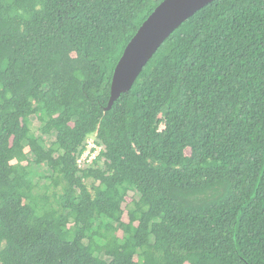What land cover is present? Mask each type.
Instances as JSON below:
<instances>
[{"label": "trees", "instance_id": "1", "mask_svg": "<svg viewBox=\"0 0 264 264\" xmlns=\"http://www.w3.org/2000/svg\"><path fill=\"white\" fill-rule=\"evenodd\" d=\"M161 1L0 0V264H264V0L197 11L107 110Z\"/></svg>", "mask_w": 264, "mask_h": 264}, {"label": "water", "instance_id": "2", "mask_svg": "<svg viewBox=\"0 0 264 264\" xmlns=\"http://www.w3.org/2000/svg\"><path fill=\"white\" fill-rule=\"evenodd\" d=\"M214 0H162L125 46L113 70L106 109L133 86L161 44L183 22Z\"/></svg>", "mask_w": 264, "mask_h": 264}, {"label": "rangeland", "instance_id": "3", "mask_svg": "<svg viewBox=\"0 0 264 264\" xmlns=\"http://www.w3.org/2000/svg\"><path fill=\"white\" fill-rule=\"evenodd\" d=\"M41 122L33 116L31 118L30 123V134L33 137H36L40 139L45 146H49L55 141V131H52L49 134H43L40 130ZM57 155V154H56ZM101 163V162H100ZM30 171V178L33 181V183L36 185L35 193L41 197L44 194L49 197V202L47 206H57L56 201L52 197L53 187L50 185V180L47 179L46 176L48 174V170L45 166H36L34 164L31 165L29 168ZM55 191L60 192V188L55 189Z\"/></svg>", "mask_w": 264, "mask_h": 264}, {"label": "built area", "instance_id": "4", "mask_svg": "<svg viewBox=\"0 0 264 264\" xmlns=\"http://www.w3.org/2000/svg\"><path fill=\"white\" fill-rule=\"evenodd\" d=\"M101 147L102 146L95 141L94 136H89L85 140V148L82 154L77 158V164L81 167L90 165L99 154Z\"/></svg>", "mask_w": 264, "mask_h": 264}]
</instances>
